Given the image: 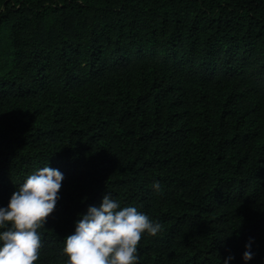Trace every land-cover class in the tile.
Instances as JSON below:
<instances>
[{
  "label": "trees",
  "instance_id": "trees-1",
  "mask_svg": "<svg viewBox=\"0 0 264 264\" xmlns=\"http://www.w3.org/2000/svg\"><path fill=\"white\" fill-rule=\"evenodd\" d=\"M47 163L34 264L106 191L162 225L138 264H264V0H0V206Z\"/></svg>",
  "mask_w": 264,
  "mask_h": 264
},
{
  "label": "clouds",
  "instance_id": "clouds-1",
  "mask_svg": "<svg viewBox=\"0 0 264 264\" xmlns=\"http://www.w3.org/2000/svg\"><path fill=\"white\" fill-rule=\"evenodd\" d=\"M64 174L48 163L28 174L14 191L6 206H0V264H34L39 258L41 233L47 218L56 208ZM152 188L161 192V182ZM161 223L138 209L122 204L106 191L99 205H89L78 214L74 231L64 237L65 264H138V243L142 236H155ZM249 238L242 253L244 264L253 257ZM229 254L222 264H233Z\"/></svg>",
  "mask_w": 264,
  "mask_h": 264
}]
</instances>
